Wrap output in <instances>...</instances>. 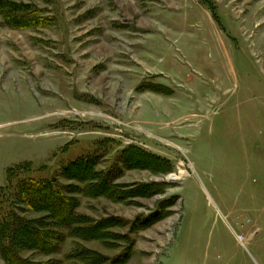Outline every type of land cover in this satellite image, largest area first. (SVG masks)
<instances>
[{
    "label": "rangeland",
    "instance_id": "1",
    "mask_svg": "<svg viewBox=\"0 0 264 264\" xmlns=\"http://www.w3.org/2000/svg\"><path fill=\"white\" fill-rule=\"evenodd\" d=\"M27 177L82 218L23 207L31 261L264 264V0H0V192Z\"/></svg>",
    "mask_w": 264,
    "mask_h": 264
},
{
    "label": "trees",
    "instance_id": "2",
    "mask_svg": "<svg viewBox=\"0 0 264 264\" xmlns=\"http://www.w3.org/2000/svg\"><path fill=\"white\" fill-rule=\"evenodd\" d=\"M60 188L55 179L27 177L19 179L12 189L7 187L0 192V252L6 264H42L24 258L22 252L25 249H36L45 254L58 250L57 239L46 231L51 224H44L40 219H25L20 214L23 207L48 211L51 220L61 222L68 229L82 220L76 217L74 204L63 198Z\"/></svg>",
    "mask_w": 264,
    "mask_h": 264
},
{
    "label": "bare ground",
    "instance_id": "3",
    "mask_svg": "<svg viewBox=\"0 0 264 264\" xmlns=\"http://www.w3.org/2000/svg\"><path fill=\"white\" fill-rule=\"evenodd\" d=\"M186 174H187L186 170L184 171L183 169L180 168L178 174L170 176L169 179L177 181V180L184 178L186 176Z\"/></svg>",
    "mask_w": 264,
    "mask_h": 264
}]
</instances>
